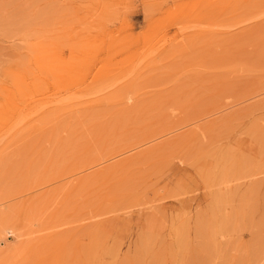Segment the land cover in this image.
Masks as SVG:
<instances>
[{"label": "rangeland", "instance_id": "obj_1", "mask_svg": "<svg viewBox=\"0 0 264 264\" xmlns=\"http://www.w3.org/2000/svg\"><path fill=\"white\" fill-rule=\"evenodd\" d=\"M0 138V264H264V0H0Z\"/></svg>", "mask_w": 264, "mask_h": 264}, {"label": "bare ground", "instance_id": "obj_2", "mask_svg": "<svg viewBox=\"0 0 264 264\" xmlns=\"http://www.w3.org/2000/svg\"><path fill=\"white\" fill-rule=\"evenodd\" d=\"M61 101V100H60ZM37 102V101H36ZM58 102V101H57ZM80 102V101H79ZM46 103V102H45ZM65 103V102H64ZM68 104V103H67ZM45 105V104H44ZM60 105V104H59ZM42 106V105H41ZM24 107V106H23ZM43 107V106H42ZM51 107V106H50ZM44 108H46V106L44 107ZM44 108H42V109H44ZM48 108V107H47ZM38 109V108H37ZM42 109H41V107H40V109L39 110H41L42 111ZM35 112H37V110L35 111ZM39 113V112H38ZM37 113V114H38ZM35 114V113H34ZM2 129V128H1ZM11 132H13V131H11ZM11 133H9V135H10ZM5 137H7V135H5ZM0 139H2V138H0Z\"/></svg>", "mask_w": 264, "mask_h": 264}]
</instances>
